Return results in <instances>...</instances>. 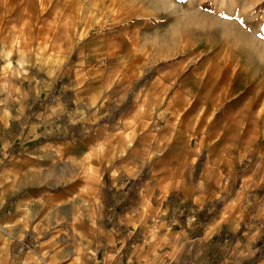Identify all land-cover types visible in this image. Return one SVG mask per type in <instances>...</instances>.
Returning <instances> with one entry per match:
<instances>
[{"label": "crops", "instance_id": "obj_1", "mask_svg": "<svg viewBox=\"0 0 264 264\" xmlns=\"http://www.w3.org/2000/svg\"><path fill=\"white\" fill-rule=\"evenodd\" d=\"M40 23L30 16L14 18L12 32L0 31V264H202V251L193 247L209 239L202 220L224 190L219 171L192 169L200 154L193 144L198 130L188 127V137L178 140L166 127L154 141V154L167 163L155 165L136 191L133 185L120 187L116 177H130L132 184L138 179L145 153L138 145L135 161L124 164L130 143L125 135L134 123L130 115L107 117L128 101V86L136 80L98 52L106 44L89 37L91 21L76 28L63 17L55 26L50 17ZM99 60L104 68L91 67ZM204 95L205 104L207 91ZM238 136L229 128L218 139L211 129L204 142L207 151L213 147L210 167L218 150L233 165ZM183 162L188 170H169ZM108 175L111 191L124 199L137 193V202L133 207L123 199L121 215L106 219L104 210L120 207L103 202ZM228 209L218 210L219 230L245 226ZM106 220L113 227L102 229ZM248 222L251 231L218 254L222 263L264 264L260 221ZM227 235L220 242L226 244Z\"/></svg>", "mask_w": 264, "mask_h": 264}, {"label": "rangeland", "instance_id": "obj_2", "mask_svg": "<svg viewBox=\"0 0 264 264\" xmlns=\"http://www.w3.org/2000/svg\"><path fill=\"white\" fill-rule=\"evenodd\" d=\"M41 3L42 0H0V31L12 32L14 18L25 16H30L36 26L41 24L42 17H50L54 26L56 19L63 17L69 22L68 26L75 28L81 21H91L89 37L95 39L98 46L99 43L106 44L105 51L98 52L111 56L107 63L114 64L117 70H126L136 80L128 86V101L107 118L130 115L134 125L125 135L130 143L122 162L128 165L135 161V149L143 145L144 166L139 169L134 184L132 178L123 176L116 177L115 182L126 189L133 185L136 191V187L151 177L153 167H160L164 162L154 154L155 139L163 136L167 127V133L180 140L188 137V127L192 126L198 130L193 144L200 151L192 169H209L211 173L219 171L224 190L213 212L205 214L202 220L207 223L203 227L209 233V239L196 241L193 247L202 251V264H224L218 254L227 249L226 245L232 246L241 235L251 231L250 227L254 225L248 222L250 218L258 217L259 233L264 234V92L258 100L253 94L260 82L264 90V76L256 77L254 82H238L239 60L247 52L235 37L243 32L257 41L254 33L261 34L264 29V0H45V5ZM260 4L262 6L256 8ZM13 42H17L16 38ZM230 53L235 61L224 70L225 62H230ZM209 59L220 68L216 80L221 91L225 92V98L207 110L204 104L207 87L204 65ZM105 65L99 60L91 67L104 68ZM126 85L120 88L124 90ZM137 123L142 128H138ZM212 128H215L218 139L229 128L239 131L234 142L237 159L231 167L228 160H221L219 150L212 155L211 167L208 163L213 147L207 151L204 142ZM140 137L143 142L138 140ZM122 162H116L114 167ZM169 170L182 173L188 170V162L178 165L177 169L171 166ZM111 176L102 181L103 202L110 206L112 202H119L120 207L104 210L106 219L121 215L125 205L122 202L124 195L110 190ZM214 189L218 193L220 186ZM136 195L129 193L124 200L136 207ZM223 207H230L227 212L235 213L245 226L233 232L219 230L214 221L219 219L217 215ZM104 226L113 227L108 220L100 227L103 229ZM89 227L85 226L86 232ZM225 234H228L226 244L220 242ZM26 245L32 247L29 241Z\"/></svg>", "mask_w": 264, "mask_h": 264}, {"label": "bare ground", "instance_id": "obj_3", "mask_svg": "<svg viewBox=\"0 0 264 264\" xmlns=\"http://www.w3.org/2000/svg\"><path fill=\"white\" fill-rule=\"evenodd\" d=\"M261 6L262 5L260 4L259 6H256V8L259 9ZM262 30L263 31H261V34L257 33L255 35L254 33V36L256 37L257 41L252 40L251 37H248V35H245L243 32H240V34L235 35L237 42L239 43V46L245 49V51L247 52L245 53V55L242 52L244 57H241L240 58L241 60H239L240 63H239L238 71L236 74L238 78V82L243 81V80H245V82L247 80L254 82L256 80V77L264 76V29ZM228 59L230 62L229 63L225 62V64L223 65L224 70L230 65H232L233 61H235L234 60L235 58L232 55V53L229 54ZM204 66H205L206 86H207L206 87L207 97L205 100V106L207 110H210L219 102V100L223 98L222 94L224 91L222 92L220 87L217 84L216 75L220 68L216 66V63H214V60L209 59L208 61H206ZM259 73L261 74L259 75ZM261 85H262L261 82L258 83L253 90L254 91L253 94H255V96L257 97V100L261 98V95L263 94L262 92H264V90L261 89L260 87Z\"/></svg>", "mask_w": 264, "mask_h": 264}]
</instances>
